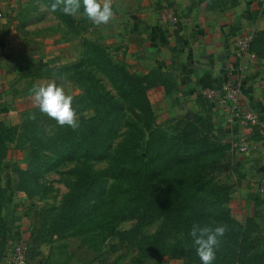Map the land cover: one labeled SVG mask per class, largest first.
<instances>
[{
  "label": "rangeland",
  "instance_id": "obj_1",
  "mask_svg": "<svg viewBox=\"0 0 264 264\" xmlns=\"http://www.w3.org/2000/svg\"><path fill=\"white\" fill-rule=\"evenodd\" d=\"M53 2L32 0L28 14L42 23L38 36L63 45L80 38L88 20L83 7L73 17L51 11ZM253 36L264 60V29ZM76 45L79 57L56 68V74L74 86L79 128L61 127L37 106L12 115L0 111V129L10 128L14 134L0 144L3 262L11 264L14 247L23 243L28 258L44 250L53 264H202L196 251L193 257L180 253L187 251V234L172 225L186 216L202 227L248 225L250 238L243 251H264V207H251L252 214L246 216L237 205L243 184L253 180L239 168L233 140L223 141V151H217L210 139L212 118L170 112L152 93L159 76L138 71L112 47L98 48L84 39ZM140 158L152 167L145 188L137 172ZM214 162L225 168L215 169ZM202 169L210 188L197 189L189 176ZM216 183L223 187L224 208H216ZM132 185L133 196L127 197L140 202L146 194V211L119 206ZM240 240L225 234L214 264H236L233 252Z\"/></svg>",
  "mask_w": 264,
  "mask_h": 264
},
{
  "label": "crops",
  "instance_id": "obj_2",
  "mask_svg": "<svg viewBox=\"0 0 264 264\" xmlns=\"http://www.w3.org/2000/svg\"><path fill=\"white\" fill-rule=\"evenodd\" d=\"M209 1L113 0V21L96 26L87 20L80 38L63 45L38 36L42 23L28 14L32 0H0V111L12 115L35 107L31 89L37 84L63 83L73 96L74 86L56 68L79 57L76 44L82 39L112 47L138 71L159 76L152 93L170 112L208 115L231 140L249 141L251 151L237 150L238 165L253 181L243 184L236 204L251 215V207H264V129L230 123L227 104L202 92L230 80L241 92L243 108L264 120V60L241 56L236 48L237 38H253L264 29V0H237L222 8H210ZM47 253L30 257L29 264H53ZM0 264H5L1 258Z\"/></svg>",
  "mask_w": 264,
  "mask_h": 264
},
{
  "label": "clouds",
  "instance_id": "obj_3",
  "mask_svg": "<svg viewBox=\"0 0 264 264\" xmlns=\"http://www.w3.org/2000/svg\"><path fill=\"white\" fill-rule=\"evenodd\" d=\"M83 7V15L94 25H108L115 19L113 0H54L51 11H61L65 15L77 16ZM31 94L40 112L54 119L61 127L73 130L79 128V116L73 107L74 97L65 91L63 83L55 81L34 85ZM226 225L216 227L193 224L190 236L197 256L202 264H214L221 238L225 236Z\"/></svg>",
  "mask_w": 264,
  "mask_h": 264
},
{
  "label": "trees",
  "instance_id": "obj_4",
  "mask_svg": "<svg viewBox=\"0 0 264 264\" xmlns=\"http://www.w3.org/2000/svg\"><path fill=\"white\" fill-rule=\"evenodd\" d=\"M236 3H237V0H233V2H231L230 4L235 5ZM227 5H229V4L222 3V2H220V0H210L209 1L210 8H222V7H225ZM84 41H86L87 44L91 43L93 45H96L98 48L101 47L102 49L105 46V45L96 43V42L89 40V39L88 40L85 39ZM251 51L253 53H255L257 56L262 55V49L259 45V39L256 37L252 38ZM135 88H141V86L139 87V86L135 85ZM209 122H210V120H209ZM209 122H208V124L211 123L212 129H213V134L210 136V139H212L211 140L212 144L215 145V149L217 151H223L221 144L223 141H227L228 136L226 135L225 132H222L219 129H217L214 126L212 121L210 123ZM257 129H258V131L260 130L258 127H257ZM13 136H14V134H13L12 129H10V128L0 129V144H4V142L6 140H11L13 138ZM187 145L191 147V144L189 142L187 143ZM179 156H180V154H177V157H179ZM182 162H185V160H183ZM214 163L215 164H212V163L211 164L214 166L215 169L222 170L225 168V165H221L220 163H216V162H214ZM139 166L140 167L137 170V172L140 173V184H141L142 188H145L144 186L147 184V171L149 169L151 170L152 167L147 164V161L144 158H140ZM207 174L208 173L206 171H203V169H202L201 174H193L192 175V173H190L189 176L191 177L193 183L196 185V187L198 189V185L207 186V183H208V180L206 179ZM215 185H216L217 191L219 190V194H218L219 198H218V201L216 203V208H224L222 206L223 201H221V199H220V195L223 192V187H222V185H219L218 183H216ZM207 187L210 188V186H207ZM133 190H135V185H132L130 187V189L128 190V192H126V197H123L121 203H119V206L121 207L122 210L130 211V209H131L132 211H137V210L138 211H141V210L146 211L148 209V206H149V203H148L147 198H146V194L143 193L141 201L136 202L135 199H133V197H127L128 194H132L131 196H133V192H134ZM123 195L124 194H121V196H123ZM177 200L178 199L175 198V201H177ZM225 215H227V217L229 216L228 210H227V213ZM222 216H224V215H222ZM219 218L223 219L220 216H219ZM254 218H255V215L253 216V219ZM197 221L191 220V216H186L185 218L180 217V219H176L175 223L172 225L173 230L175 229V230L182 231L185 234H187V240H188L187 251H180V253L182 255H186V256H190V257L195 256V254H194L195 250L191 249V245L193 246V240H192V237L190 236L189 233H190L192 225L196 224ZM228 221L232 222L230 219H228ZM232 223H234V222H232ZM236 225L237 224L234 223V226L228 227V231L226 233V235L228 234V235H232L233 237H237V238L240 237L241 238V240L237 242L238 247H236V248H238L237 249L238 251L235 254L233 252V258L236 260V264H264V251L263 250L257 251L253 254H250V255H247V253H245L242 249L243 244L245 242H247L248 239L250 238V236L248 235V233H250V231L248 230V225L243 226V228H241L239 226L237 227ZM237 228H239L240 230L236 231ZM260 234H261V238H262L263 230L261 228H259L257 231V235H260ZM252 240L253 239L249 240L250 244L253 243ZM191 264H193V263H191Z\"/></svg>",
  "mask_w": 264,
  "mask_h": 264
},
{
  "label": "built area",
  "instance_id": "obj_5",
  "mask_svg": "<svg viewBox=\"0 0 264 264\" xmlns=\"http://www.w3.org/2000/svg\"><path fill=\"white\" fill-rule=\"evenodd\" d=\"M3 12L0 10V34L2 31ZM251 35H243L237 38L236 48L241 56L256 57L251 51ZM202 94L207 98L217 99L227 104L229 110V122L242 123L251 127H260L264 129V120L261 119L259 113L245 110L241 102V92L239 88L230 80L223 81L219 86L207 87ZM233 145L237 150L242 152L251 151L249 141L245 138L233 140ZM11 264H29L28 250L23 243H18L11 255Z\"/></svg>",
  "mask_w": 264,
  "mask_h": 264
}]
</instances>
